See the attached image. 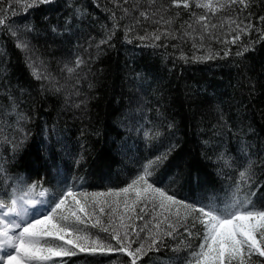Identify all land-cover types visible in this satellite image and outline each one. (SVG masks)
I'll return each mask as SVG.
<instances>
[{"label":"trees","instance_id":"obj_1","mask_svg":"<svg viewBox=\"0 0 264 264\" xmlns=\"http://www.w3.org/2000/svg\"><path fill=\"white\" fill-rule=\"evenodd\" d=\"M184 2L0 0V204L85 237L35 264H196L199 205H264V0Z\"/></svg>","mask_w":264,"mask_h":264},{"label":"snow or ice","instance_id":"obj_2","mask_svg":"<svg viewBox=\"0 0 264 264\" xmlns=\"http://www.w3.org/2000/svg\"><path fill=\"white\" fill-rule=\"evenodd\" d=\"M39 4H50L53 0H38ZM174 4L177 0H172ZM245 4V0H229L231 4ZM32 5H29L31 7ZM177 6H179L177 4ZM187 0L184 2V7H188ZM197 7H203L213 12L219 10L214 8L212 0H206L205 3H198ZM222 7V5H221ZM143 14V13H142ZM201 21L205 20L206 17L200 16ZM264 20V17L260 18ZM4 19H0V25L5 24ZM205 29L208 25H204ZM215 27V25H213ZM251 26L241 28L237 35L233 37V43L240 39V32H247ZM55 31V29H53ZM160 37L157 36L156 39ZM18 47L26 48L27 45L18 43ZM241 53H237L240 55ZM227 55V53H225ZM39 78V77H38ZM241 177H244V173H241ZM140 180H145V176H140ZM147 182V181H146ZM148 189L152 192H157L158 189L153 187L152 183L147 184ZM124 192H128L129 189H123ZM71 195V192L68 193ZM159 195L163 198L160 203L162 209L166 208L164 200L176 201L172 195H165L164 192H159ZM140 193H137L139 198ZM145 200L148 199L146 196ZM65 201L61 199L59 203L55 204L51 211L55 213L56 209L61 208ZM79 203V202H77ZM244 201H240L239 204L233 205L231 210H221L219 208L208 207L205 205H199L196 208L202 217H207L208 221L205 225L206 231L202 237V243L199 245V252L195 250L191 255L196 260V264H233L234 261H239V264H251V257L258 254L260 257H264V205L259 208L252 202L248 203L247 207H244ZM155 207V205H153ZM5 205L0 204V216H8L9 214H15L19 217V221L9 220L5 223L0 220V224L3 225V230L0 231V236L7 239V244L0 245V264H35L39 260H51L53 256H68L75 255L67 249L57 247H49L47 244H41V239L45 236L53 237L57 240H63L64 244L71 245L72 248L79 247L81 251L85 248L78 244V241L85 239V237L77 236L75 239L68 238L72 236L73 231H78L74 228L71 223H52V216L48 215L46 210L41 216L35 215L36 209L29 213L23 212L17 207V201L13 200L12 207L8 208L7 211H3ZM144 209L142 208L141 211ZM84 211L83 208L80 209ZM227 212V214H225ZM28 219H25V216ZM73 215H76L73 213ZM62 220L67 221L68 217H61ZM203 222V221H201ZM17 229H22L19 234L9 233L8 225ZM170 227H173L171 224ZM108 231V229H104ZM173 230H175L173 228ZM166 235H172L171 232L165 233ZM191 235V233H190ZM112 239H117L118 243L121 244L119 251H126L125 241H127V234H125L124 240L118 239L116 235L112 236ZM95 244V241H93ZM157 243V239L152 240V245ZM130 247V244L127 245ZM9 249H14L10 251ZM144 249V245L141 244L133 252H127L132 259V264H136L137 254L141 253ZM96 249L93 248L94 252ZM109 247V251H113ZM247 258V259H245ZM259 264H264V260L260 261Z\"/></svg>","mask_w":264,"mask_h":264},{"label":"rangeland","instance_id":"obj_3","mask_svg":"<svg viewBox=\"0 0 264 264\" xmlns=\"http://www.w3.org/2000/svg\"><path fill=\"white\" fill-rule=\"evenodd\" d=\"M35 204L32 203V204H26V207L30 210V211H33V209L35 208ZM19 208V206H17ZM20 209V208H19ZM3 211H7V209H3ZM23 212H25L24 210H22ZM45 212V211H44ZM44 212H36L35 215L37 216H40L41 219H43L44 217L41 216V214H43ZM31 213V212H30ZM29 213V214H30ZM25 219H28L29 217L26 215L24 217ZM19 217H16L15 214H9L8 216H0V220H3L5 223H7L9 220H16V221H19ZM3 230V225L0 224V231ZM22 229H17V228H14L12 227L11 224L8 225V232L11 234V233H16V234H19V232L21 231ZM4 244H7V239L3 236H0V245H4ZM10 251H13L14 252V249H9Z\"/></svg>","mask_w":264,"mask_h":264}]
</instances>
